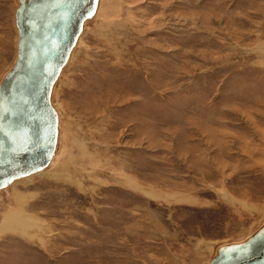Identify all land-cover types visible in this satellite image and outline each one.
<instances>
[{"label": "rangeland", "instance_id": "374dc122", "mask_svg": "<svg viewBox=\"0 0 264 264\" xmlns=\"http://www.w3.org/2000/svg\"><path fill=\"white\" fill-rule=\"evenodd\" d=\"M96 11L51 93V164L0 190V264H206L264 219V0Z\"/></svg>", "mask_w": 264, "mask_h": 264}, {"label": "water", "instance_id": "95a60500", "mask_svg": "<svg viewBox=\"0 0 264 264\" xmlns=\"http://www.w3.org/2000/svg\"><path fill=\"white\" fill-rule=\"evenodd\" d=\"M97 2L17 0L15 54L0 78V190L51 163L58 120L51 90ZM206 264H264V219L216 245Z\"/></svg>", "mask_w": 264, "mask_h": 264}, {"label": "bare ground", "instance_id": "6f19581e", "mask_svg": "<svg viewBox=\"0 0 264 264\" xmlns=\"http://www.w3.org/2000/svg\"><path fill=\"white\" fill-rule=\"evenodd\" d=\"M17 1V0H16ZM98 4H99V0H98V2H97V6H96V10L98 9ZM95 10V12H94V14H93V16L96 14V11ZM15 27V26H14ZM16 30V29H15ZM80 36L81 35H79V37L77 38V42H76V44H75V47H76V45H77V43H78V41H79V39H80ZM74 47V48H75ZM72 51H73V49H72ZM72 51L70 52V56H71V54H72ZM70 56H69V59H70ZM69 59H68V61H69ZM68 63V62H67ZM66 63V64H67ZM66 66V65H65ZM64 66V67H65ZM63 67V68H64ZM63 68H62V70H63ZM62 70L60 71V74H61V72H62ZM60 74H59V76H60ZM58 76V77H59ZM58 77H57V79H58ZM57 81V80H56ZM56 83V82H55ZM55 83H54V85H55ZM54 85H53V87H52V90H51V93H52V91H53V88H54ZM50 99H51V96H50ZM51 101V100H50ZM52 104V103H51ZM58 129H59V116H58V120H57V140H58ZM56 147H57V144H56ZM56 147H55V150H56ZM55 150H54V152H53V156H52V159H51V162H52V160H53V157H54V153H55ZM51 164V163H50ZM49 167V166H48ZM47 167V168H48ZM46 168V169H47ZM45 170V169H44ZM44 170H42V171H44ZM39 172H41V171H39ZM36 173H38V172H36ZM33 174H35V173H33ZM30 175H32V174H30ZM30 175H28V176H30ZM27 177V176H26ZM22 178H25V177H22ZM22 178H18V179H16V180H14L13 182H11V184H14L16 181H18L19 179H22ZM10 184V185H11ZM10 185H8L7 187H9ZM6 187V188H7ZM5 189V188H4ZM1 190H3V189H1ZM6 222H7V224L9 225V230L11 229V230H13L14 229V227H18V228H21V229H23L24 227H26V224H23L24 223V221H23V223H20V220H19V218L16 216V217H10L9 219H6ZM7 224L5 223V224H3L2 225V228H3V230L7 227Z\"/></svg>", "mask_w": 264, "mask_h": 264}]
</instances>
